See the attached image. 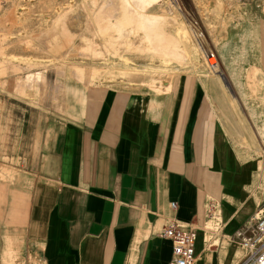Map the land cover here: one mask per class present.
<instances>
[{
  "label": "crops",
  "instance_id": "1",
  "mask_svg": "<svg viewBox=\"0 0 264 264\" xmlns=\"http://www.w3.org/2000/svg\"><path fill=\"white\" fill-rule=\"evenodd\" d=\"M223 64L163 92L67 85L60 111L1 96L0 264H168L172 224L197 230V264H240L237 233L264 204V66Z\"/></svg>",
  "mask_w": 264,
  "mask_h": 264
},
{
  "label": "bare ground",
  "instance_id": "2",
  "mask_svg": "<svg viewBox=\"0 0 264 264\" xmlns=\"http://www.w3.org/2000/svg\"><path fill=\"white\" fill-rule=\"evenodd\" d=\"M47 1L52 5L57 3L56 0ZM156 8L162 11H154ZM171 10L173 17H171ZM173 23L175 28L171 30ZM47 24L43 33L41 32L37 37L34 36L36 42L30 40L25 43L37 50L40 47L42 50L44 48L46 56H38L37 61L24 62V64L27 63L26 66L28 65L26 75L16 77L13 82V88L15 87V91L22 96L35 98L38 92L40 97L43 96L47 86L44 73L40 71L43 67L53 68L62 77V81H56L53 86L55 91L53 100L59 107L63 106L66 99L67 83L64 77L68 68L75 79L87 86L98 84L105 75L106 80L111 83L118 77L127 79L131 83L133 82L131 79L135 77L137 80L134 83L139 81V85L153 86L167 74H176V71L186 67L190 70L197 68L199 58L204 56L208 74H212L211 77H215L213 79L221 80L218 73L221 70L220 65L213 60L214 54L206 51L204 34L196 26L198 23L190 22L185 9L175 0H81L77 8L54 12L50 21L47 18ZM5 35L0 36L2 55L5 50L2 44L6 40ZM81 54H91L96 58L105 56L108 58L109 55H113L120 59L103 74L95 65L88 67L89 65L85 66L73 60L75 55ZM16 57L15 55L13 58L15 62L13 61L12 70L20 73L23 66L22 62H17ZM136 57H142L146 62L140 64L136 61ZM9 59L12 61L11 58ZM6 61L7 58L0 59V76L6 73L7 66L12 67L7 65ZM113 66H118L116 71L112 69ZM37 67H40L39 71L35 70V68L38 69ZM115 82L125 81L116 80ZM0 85L4 88L6 82H0ZM41 93H43L42 96ZM210 209L215 210V207ZM217 219L221 220L222 216L213 213L208 217L207 222L205 221L206 225L202 229V239L205 238L206 241L212 231H216L214 246H217L221 232L217 227ZM251 226H253V219L247 223L243 231H239L240 234L250 231ZM240 234L237 233V237L242 241ZM238 246L237 258H241L246 254V249L243 242H239ZM33 264H42V262L35 260Z\"/></svg>",
  "mask_w": 264,
  "mask_h": 264
},
{
  "label": "rangeland",
  "instance_id": "3",
  "mask_svg": "<svg viewBox=\"0 0 264 264\" xmlns=\"http://www.w3.org/2000/svg\"><path fill=\"white\" fill-rule=\"evenodd\" d=\"M56 2L57 3H55L54 6L48 3L47 0H0V29H2L0 31V36L3 37V35L6 34V40L3 41L4 43H2L5 50L3 55L0 53V59L7 58L6 62H8V64H6L12 66L11 68L7 66L8 70L6 71V73L3 76H0V82H6V86L4 87L5 89L2 85H0V97H9L6 99L11 100V102L15 104L14 113L20 114L22 112V108L31 106L37 108L40 107L44 110L47 109L49 111H52L54 107L58 109L56 101L53 100L55 93L53 86L55 85L56 81H62V77H60V75H58L53 68L45 69L43 67L42 70H40V67H37L38 69L35 68V70H40L44 73L43 76L47 83V86H45L46 90L43 91L45 95L41 93V96L43 94L42 97H40V92H38V96L35 98L22 96L21 94L17 93V91H15V87L13 88L14 79L18 76H25L28 71V69H26L28 65L26 66L27 63L24 64V62L33 60L37 61L38 56H46V50L44 48L42 50V48L40 47V49L37 50L36 48L29 47L28 43L25 44L26 41L32 40L33 42H36L34 36L37 37L41 34V32L43 33L45 28L48 26L47 18H49L50 21L54 12H61L69 8H77L78 6H80L81 0H56ZM175 2L181 4V6L185 9L190 22L198 23V25L196 26H198L199 31L201 33L203 32L202 34H204V44L206 45V51H211L214 54V57L212 58L215 62L219 63L220 69H222L223 65H227L223 64L222 62L226 63L228 61L231 63V65L243 61L244 64L248 65L264 66L263 0H175ZM247 4L255 5L254 15L249 17L246 15V13H248V11L246 10ZM154 11L162 10L156 8ZM171 13V17H173L172 10ZM167 14H169V12ZM253 16L254 20L252 19ZM4 24H6V26ZM173 28H175L174 23L171 25L170 29L173 30ZM30 35L33 36L30 37ZM15 55L17 56L16 58H18L17 62H22L23 67L26 66L24 68L22 67V71H20V73L12 70L14 61L13 58L15 57ZM105 57L96 58L93 55L91 56V54H81L75 55L73 57V60L78 63L84 64L85 66L89 65L88 67L95 65L104 74L105 71L111 69L110 66L118 62L120 59L119 57H114L113 55H109L108 58L107 56ZM9 58H11L12 61ZM204 58V56L199 58V65L197 66V68L190 70V68L187 69L186 67L185 69L176 71V74H167L163 76V78H161L159 83L157 84V87L160 91L156 90V92L168 91L171 84L179 81L182 76L184 77L187 75H193V77H202V71L205 76H211L212 74L207 73V61L206 58ZM135 59L140 64L146 62V60L142 57H136ZM116 67L118 66H113L112 69L116 71ZM64 78L70 91H73V89H77L78 87H82L81 89H79L81 93H83V89L87 88V86L83 82H80L73 77L69 68L66 69V77ZM116 80L130 82L127 81V79H120L119 77L115 79V81ZM131 80H133V82L131 83H134L137 79H135L134 77ZM115 81L112 83H115ZM112 83H108L105 75L98 84ZM134 84L137 85L140 84V82L136 81V83ZM103 86L104 85H101V87ZM153 86L143 84L141 86H127L123 88H135L146 91H153L157 89L153 88ZM168 86L169 88H167ZM253 93L257 94L259 93V91H254ZM252 157L257 158L259 161L264 160V153H254L252 154ZM261 207L262 205L260 206V208ZM213 213H216L221 217L220 210L218 208L216 210H209V216L213 215ZM216 222L218 223L217 227L221 230L222 219H217ZM255 223L256 222H254V225ZM215 238L216 231L214 230L210 234V237H208L207 242L210 243L212 242V240H215ZM240 242L242 241L240 240ZM35 260L38 259L35 258L32 254L29 257H25L21 252V254L14 256V258L11 259V262L15 261L14 263L16 264H33ZM244 261L245 260H243L240 264H242Z\"/></svg>",
  "mask_w": 264,
  "mask_h": 264
},
{
  "label": "built area",
  "instance_id": "4",
  "mask_svg": "<svg viewBox=\"0 0 264 264\" xmlns=\"http://www.w3.org/2000/svg\"><path fill=\"white\" fill-rule=\"evenodd\" d=\"M175 206L172 204V207ZM253 222L256 223H253L249 233L238 232L246 249L242 264H264V204L255 214ZM160 235L172 243V258L168 264H196L195 244L198 233L195 228L185 224H172L162 230Z\"/></svg>",
  "mask_w": 264,
  "mask_h": 264
}]
</instances>
